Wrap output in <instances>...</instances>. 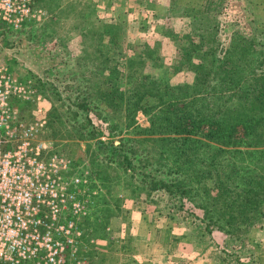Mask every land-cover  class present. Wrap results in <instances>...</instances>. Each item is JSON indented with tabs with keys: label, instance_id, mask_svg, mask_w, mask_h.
<instances>
[{
	"label": "rangeland",
	"instance_id": "rangeland-1",
	"mask_svg": "<svg viewBox=\"0 0 264 264\" xmlns=\"http://www.w3.org/2000/svg\"><path fill=\"white\" fill-rule=\"evenodd\" d=\"M90 1L67 3L61 10L62 17L53 20L48 19L47 4L38 3L45 13L34 24L25 23L19 28L0 20V63L7 64L20 78L35 79L38 92L45 98L47 125L54 101L60 110L70 107L71 111H78V117L69 121L87 131L92 123L86 122L84 111L77 108L75 102L79 92L88 86L92 101L103 109L98 98L99 91L110 85L107 77L131 93L142 74L160 85L178 84L193 78L194 72L187 66L191 60L206 56V61L213 57L217 62L225 55L235 33L254 39L255 32L263 28L264 34V0ZM165 31L173 35L178 47L170 42V36L163 35ZM246 44L250 50L251 46ZM255 44L257 49V40ZM146 45L160 51V55L156 52L140 55ZM180 58L182 68L177 71L173 64ZM138 91H142L141 86ZM55 92H59V98ZM197 100L202 101L200 94ZM154 101L155 98L147 96L142 99L145 103ZM32 106L23 108V115L30 117ZM109 112V120L117 125V132L141 135L125 124L120 111ZM58 123L54 122L56 135H47L51 131L43 129L41 136L52 140L54 150L71 158L70 174L85 173L87 177V182L80 185L78 197L87 204L88 213L77 221L94 240L86 251L84 264L91 259L93 264H129L125 251L135 249L143 253L145 246L148 251L152 250L150 254L162 255L163 263L174 264L171 261H176L174 254L180 251L181 245L194 250H212L215 260L219 261L218 255L223 254V261L230 264H256L257 253L264 243V220L263 226L255 225L246 232L237 228L234 236L217 228L206 232L203 227L207 219H203L200 207H190V202L184 206L175 202L174 207H170L171 200L164 189L148 195L145 182L130 176L118 163L101 164L92 154L93 139L79 135L78 131L65 136L66 128L71 125ZM135 123L147 125L148 115L138 109ZM118 134L113 132L107 136L116 139ZM260 154L261 160L250 156L240 160L245 166L261 169L264 153L257 155ZM171 225L174 232L169 229ZM181 236H185L187 245L181 242ZM168 238L177 240L173 250L167 248ZM92 249L106 255L96 252L91 257ZM169 253L170 261L166 260Z\"/></svg>",
	"mask_w": 264,
	"mask_h": 264
},
{
	"label": "trees",
	"instance_id": "trees-1",
	"mask_svg": "<svg viewBox=\"0 0 264 264\" xmlns=\"http://www.w3.org/2000/svg\"><path fill=\"white\" fill-rule=\"evenodd\" d=\"M163 35L170 36V42L179 46L173 35L166 31ZM253 38L235 33L225 55L217 62L213 57L206 61V56L191 60L187 66L194 72L193 78L178 84L160 85L142 74L131 93L107 77L110 85L99 91L98 98L103 109L92 101L88 86L79 92L75 102L84 111L86 122L92 123L87 131L69 121L78 117V111H71L70 107L61 111L54 101L44 130L51 131L47 135H56L54 122L69 123L65 136L78 131L79 135L93 139L92 154L101 164L118 163L130 176L145 182L148 195L164 189L169 194L170 207L175 202L200 207L203 219H207L203 227L206 232L217 228L232 236L237 228L246 232L255 225L263 226L264 167L255 169L240 160L246 156L261 160L262 154H257L264 153L263 28ZM143 48L140 55H160V51L148 45ZM178 61L173 64L177 71L181 70L183 60ZM140 86L142 91H138ZM55 94L60 97L59 92ZM199 94L201 102L197 100ZM146 96L155 101L142 102ZM11 103L21 111L30 108L29 102L16 97ZM138 109L148 115L147 125L135 123ZM110 110L120 111L125 124L141 135L117 132V125L109 120ZM113 132L119 133L117 138L108 139L107 135ZM85 236L90 237L86 233ZM96 252L104 255L92 249L91 257ZM91 260L86 264H93ZM19 264L34 262L25 260Z\"/></svg>",
	"mask_w": 264,
	"mask_h": 264
},
{
	"label": "built area",
	"instance_id": "built-area-1",
	"mask_svg": "<svg viewBox=\"0 0 264 264\" xmlns=\"http://www.w3.org/2000/svg\"><path fill=\"white\" fill-rule=\"evenodd\" d=\"M36 0H0V20L19 28L45 12ZM32 106L30 117L14 107ZM30 76L0 63V264H84L93 237L77 219L88 212L78 197L85 173L70 174L71 158L41 133L46 107Z\"/></svg>",
	"mask_w": 264,
	"mask_h": 264
},
{
	"label": "crops",
	"instance_id": "crops-1",
	"mask_svg": "<svg viewBox=\"0 0 264 264\" xmlns=\"http://www.w3.org/2000/svg\"><path fill=\"white\" fill-rule=\"evenodd\" d=\"M74 2H80V1H83V0H36L35 1V4L37 5L38 3H41V5L43 3L47 4L45 5V7L48 9L49 11V15H48V19L51 18V20H53L54 18H57L58 16L62 17L61 15V10H63L66 6L67 3L69 2H72V4ZM100 1V0H98ZM92 2V0L90 1ZM39 6V5H37ZM41 7V6H39ZM42 8V7H41ZM59 11L58 14H55V12ZM65 13V12H64ZM112 20V19H110ZM36 21V19H30L29 21H27L26 23H29L30 25L34 24ZM31 27V26H29ZM169 229H172V232H174V228L173 226H169ZM168 230V229H167ZM169 231V230H168ZM191 238V237H189ZM181 242H183L184 244H188L185 240V236H181ZM150 241V240H149ZM148 241V242H149ZM168 243H167V248L168 250H173L175 247V241L177 240H172L170 241V238H168ZM179 241V240H178ZM154 243V240L153 242ZM155 245L157 244L156 242L154 243ZM151 245V244H150ZM169 246L171 249H169ZM184 245H181L179 247V250L177 252V254H174V258L176 259V261H171L172 263L174 264H230L228 263V261H223V257L224 255L221 254V255H218V257L220 258L221 257V260H215L214 258V251L212 250H208L207 248L205 249H196L194 250V248H184L183 247ZM262 250H260L258 253H257V258H258V261H255L256 264H264V243L262 244ZM149 247H153L152 246H149ZM135 249L129 251H125L126 254H127V260H129L130 262H128L129 264H167L166 263H163L165 259L162 260V255L161 257L160 256H157L154 254H150L152 250H149L146 248L145 246V249L143 250V253H138L136 251H134ZM102 253V251H100ZM217 253V251L215 252ZM106 255V253H104ZM171 253H169L167 255V259L166 260H169L170 259L168 258V256L170 255ZM173 257V256H172ZM134 262V263H133Z\"/></svg>",
	"mask_w": 264,
	"mask_h": 264
}]
</instances>
